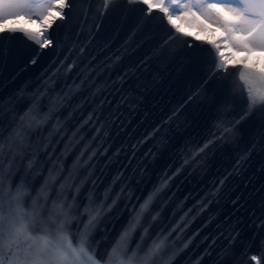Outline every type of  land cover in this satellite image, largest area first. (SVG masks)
<instances>
[{"label":"water","instance_id":"obj_1","mask_svg":"<svg viewBox=\"0 0 264 264\" xmlns=\"http://www.w3.org/2000/svg\"><path fill=\"white\" fill-rule=\"evenodd\" d=\"M69 2L65 19L50 29L51 47L2 34L0 97L19 103L35 97L34 115L45 122L22 147L5 145L0 171L6 187L23 182L26 210L35 207L28 235L48 234V215L63 205L72 206L68 234L75 240L89 214L99 212L88 247L106 257L137 201L218 136L221 121L236 124L247 110L249 85L240 78L245 63L217 70L220 54L202 42L211 40L176 33L163 13L149 14L143 2L114 0L106 13L103 0ZM261 115L257 110L226 141L184 165L167 196L157 199L163 210L134 238L144 249L165 240L158 264H258L264 254ZM30 243L7 250L32 264Z\"/></svg>","mask_w":264,"mask_h":264},{"label":"snow or ice","instance_id":"obj_2","mask_svg":"<svg viewBox=\"0 0 264 264\" xmlns=\"http://www.w3.org/2000/svg\"><path fill=\"white\" fill-rule=\"evenodd\" d=\"M127 2L129 4L143 2L147 5L149 14L153 9H158L164 14L168 24L176 33L190 37L193 34L184 33L181 26L175 21H184L185 16L198 14L205 20L217 24L225 34L223 40H226L228 45L236 51L264 52V0H211V2L209 0H127ZM113 3L114 0H103V13H106ZM69 6V0H0V40L5 39L2 35L5 32L20 33L40 49L51 47L54 41L50 35V29L57 20L65 19L64 10ZM224 13H228L231 18L225 19ZM18 17H25L30 22L35 19L38 28L3 26L4 21L14 20ZM189 26H192L191 23ZM11 38L13 37H8V39ZM193 38L201 40L199 36ZM202 42L211 44L215 51L220 53V41ZM81 51L84 49L82 48ZM115 59L119 61L121 57L117 56ZM218 60L217 70H226L229 66L227 58L220 55ZM32 63H36V60L33 59ZM238 63L243 64V61ZM72 66L68 65L69 70ZM121 78L123 79V77ZM240 78L249 85L247 110L235 125L221 121L222 131L219 135L213 133L212 138L203 146L198 145V151L191 158L186 157L184 165L198 160L200 154L204 153L210 145H214L217 140L226 141L227 137L237 129V125L246 121L257 110L261 111V122L264 123V65L258 70L255 65L243 64ZM56 103H60V101L57 100ZM38 104L39 101L35 97L24 103L16 102L15 97L8 100L0 97V154L3 153L6 144L10 149L22 147L29 139L31 129L38 128L45 122L34 115L38 110ZM6 109L8 110L6 111ZM51 111L52 109L49 110V112ZM224 119L226 120L227 117L225 116ZM96 131L99 134L101 129L97 128ZM5 133H8L7 140L4 139ZM261 136L264 138V131ZM93 156H95V152ZM12 163H15L14 159ZM184 165L177 168L170 176L165 174L164 177H161L159 184L154 186L142 201H137L139 207L133 209L135 216L128 222L115 244L111 246L106 257L99 256L98 252H93L88 247L91 228L95 227L94 221L100 214L99 212L89 214L88 224L75 240L71 239L68 234L72 227V206L65 208L63 205L57 206L48 215L47 222L51 229L48 234L28 235L32 229L26 221L35 216V207L26 210V189L23 182L14 188L11 183L6 187L4 184L5 173L0 171V264H22L20 257L15 253L10 255L7 249H11L13 244L20 245L23 240L31 241L28 246L30 250L28 255L31 256L32 264H158L156 257L162 254L165 240H153L151 246L144 249L142 244L136 242L134 233L150 217L153 222L155 221L163 210L156 204L157 199L167 196L165 189L168 188L173 177L182 171ZM0 169H3L2 158H0ZM8 174L11 175V172L9 171ZM153 213L156 215H152ZM40 219L44 221L42 214ZM148 230L145 228V232ZM6 239L9 241L8 244L4 243ZM140 239L143 240V235ZM261 243L264 245V241ZM252 259L256 260L257 258L253 256ZM196 264H199V261ZM258 264H264V254L260 256Z\"/></svg>","mask_w":264,"mask_h":264},{"label":"rangeland","instance_id":"obj_3","mask_svg":"<svg viewBox=\"0 0 264 264\" xmlns=\"http://www.w3.org/2000/svg\"><path fill=\"white\" fill-rule=\"evenodd\" d=\"M209 2H211V0H209ZM224 18L230 19L231 17L229 16L228 13H224ZM175 23L179 24L182 30L190 32L195 36L206 37L211 41L212 39L214 41H220L221 42L220 54L225 56L228 62L232 63V62L243 61V63L245 64L255 65L256 68L259 69L261 68L262 64L259 63V60H264V52L251 51L246 53V52L236 51L235 49H233L228 45L226 40H223L225 34L217 24L205 20L203 17L199 16L198 14L195 16H185L184 21L176 20ZM189 23H191L192 26H189Z\"/></svg>","mask_w":264,"mask_h":264},{"label":"bare ground","instance_id":"obj_4","mask_svg":"<svg viewBox=\"0 0 264 264\" xmlns=\"http://www.w3.org/2000/svg\"><path fill=\"white\" fill-rule=\"evenodd\" d=\"M52 14H54V12L52 13ZM3 24H5V25H8V26H26V27H30V28H32V29H36V28H38V23L37 22H35V19L32 21V22H30V21H28L25 17H18V18H16V19H9V20H6V21H4L3 22ZM212 39V38H211ZM212 41H214L213 39H212ZM223 44V43H222ZM223 53V52H222ZM220 54V53H219ZM221 55V54H220ZM225 57V56H224ZM255 59V58H254ZM252 60V59H251ZM258 61V60H257ZM259 63L260 64H264V60H259ZM252 64H253V62H252ZM257 65V64H256ZM259 66V65H258ZM260 67V66H259Z\"/></svg>","mask_w":264,"mask_h":264}]
</instances>
